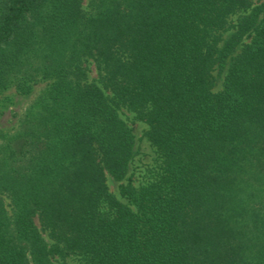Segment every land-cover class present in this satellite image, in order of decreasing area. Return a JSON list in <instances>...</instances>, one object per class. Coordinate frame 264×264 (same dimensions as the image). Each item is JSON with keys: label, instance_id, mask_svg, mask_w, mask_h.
<instances>
[{"label": "trees", "instance_id": "obj_1", "mask_svg": "<svg viewBox=\"0 0 264 264\" xmlns=\"http://www.w3.org/2000/svg\"><path fill=\"white\" fill-rule=\"evenodd\" d=\"M257 1L91 0L84 12L81 0H0V92L52 80L0 144V264H264V213L245 239L230 176L240 144L264 133ZM122 107L158 155L139 187Z\"/></svg>", "mask_w": 264, "mask_h": 264}, {"label": "rangeland", "instance_id": "obj_2", "mask_svg": "<svg viewBox=\"0 0 264 264\" xmlns=\"http://www.w3.org/2000/svg\"><path fill=\"white\" fill-rule=\"evenodd\" d=\"M81 3L83 11L89 12L91 0H81ZM256 5L263 6L264 0H258ZM246 13L237 12L229 20L234 25ZM234 30V27H229L222 33V38L225 39ZM87 72L90 80H94L98 76L93 63H89ZM225 73V70L220 71L218 68L213 71L215 76L214 91L222 89ZM51 82L52 80L50 79L35 75L29 83L31 85V91L29 93H20L15 85H10L0 92V144L19 133L24 114L43 97ZM105 93L110 95L107 91ZM118 113L132 129L135 136L134 155L130 162L127 176L131 175L132 185L139 187L153 178L158 155L154 146H152L145 135L148 125L138 119L134 112L125 107L119 108ZM258 137V141H253L252 144H246L245 142L240 144V148L243 149H240L238 155L236 154V165H234L230 173V176L232 175L235 178V185L240 188L237 194L240 200L238 210L242 212L247 211L245 217L241 218L239 222L240 226L243 228L246 227L249 230L245 239L251 237L254 232H257L254 226L255 223L251 219L253 213H260V215L264 213V133L259 134ZM107 182L110 190L121 198L118 189L121 181L114 180L109 176ZM2 199L6 215L11 223L13 211L10 199L6 195ZM121 200L126 201L122 198ZM36 224L39 226L37 220ZM42 236L46 242H51L46 233L43 232ZM52 261L53 264H77L78 257L75 255H69L65 258L55 256Z\"/></svg>", "mask_w": 264, "mask_h": 264}]
</instances>
